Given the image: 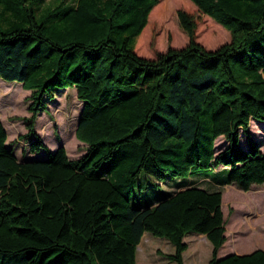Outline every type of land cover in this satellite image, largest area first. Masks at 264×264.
<instances>
[{
  "label": "trees",
  "instance_id": "trees-1",
  "mask_svg": "<svg viewBox=\"0 0 264 264\" xmlns=\"http://www.w3.org/2000/svg\"><path fill=\"white\" fill-rule=\"evenodd\" d=\"M158 1L0 0V78L31 91L17 138L33 134L28 150H48L20 160L0 120V264H136L145 231L174 244L164 255L175 264H185L192 231L211 241L208 264H264L259 247L218 255L223 190L187 183L201 173L242 190L264 184V147L249 130L264 120V0H191L230 41L206 48L179 8L187 43L143 56L135 44ZM68 86L83 102L75 135L85 148L75 158L35 132L52 90ZM142 171L184 179L133 206Z\"/></svg>",
  "mask_w": 264,
  "mask_h": 264
},
{
  "label": "rangeland",
  "instance_id": "rangeland-1",
  "mask_svg": "<svg viewBox=\"0 0 264 264\" xmlns=\"http://www.w3.org/2000/svg\"><path fill=\"white\" fill-rule=\"evenodd\" d=\"M58 0H46L42 8L55 4ZM185 9L196 22L195 39L206 48H215L228 42L231 35L222 24L200 11L191 0H159L149 13L148 23L137 37L135 51L143 56H154L169 46L180 47L187 43L188 35L181 29L177 19V10ZM31 91L20 82L0 78V120L7 131L6 144L13 147L20 160L25 158L46 157L48 150H28V139H18V134L27 130L26 118L32 113L29 108ZM83 102L76 95L74 86L56 87L47 98V109L39 111L35 117V132L53 151L63 144L69 157L75 158L84 152L85 144L75 135V128ZM249 130L253 138L264 147V120L252 118ZM241 142L245 135L241 130ZM225 144L223 137L216 140V148ZM206 174L192 175L187 183L202 185L208 189L221 188L222 210L225 219L226 240L218 255L229 252H248L254 248L264 249V184H253L250 189L242 190L234 184L219 185L211 182ZM183 177H169L158 180L152 175L140 172L137 175L138 188L135 196L130 197L133 206H145L159 195L160 189H177V181ZM155 182H158L155 183ZM188 243L183 251L185 264H208L211 255V241L204 233L189 232L184 236ZM238 247V250L232 248ZM231 249V250H228ZM174 244L166 237L153 235L145 231L136 251V264H175L164 253L173 252Z\"/></svg>",
  "mask_w": 264,
  "mask_h": 264
},
{
  "label": "crops",
  "instance_id": "crops-1",
  "mask_svg": "<svg viewBox=\"0 0 264 264\" xmlns=\"http://www.w3.org/2000/svg\"><path fill=\"white\" fill-rule=\"evenodd\" d=\"M227 238V237H226ZM220 249V248H219ZM233 250H238V247H236V248H232ZM228 250H231V249H228ZM219 252V251H218ZM229 251H227V253H228ZM235 252V251H234Z\"/></svg>",
  "mask_w": 264,
  "mask_h": 264
}]
</instances>
